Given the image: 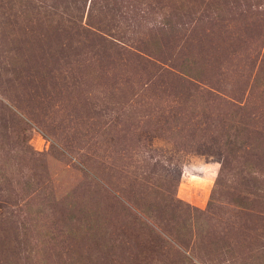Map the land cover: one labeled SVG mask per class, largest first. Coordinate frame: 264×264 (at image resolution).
Instances as JSON below:
<instances>
[{"label":"rangeland","instance_id":"374dc122","mask_svg":"<svg viewBox=\"0 0 264 264\" xmlns=\"http://www.w3.org/2000/svg\"><path fill=\"white\" fill-rule=\"evenodd\" d=\"M0 264H264V0H0Z\"/></svg>","mask_w":264,"mask_h":264},{"label":"trees","instance_id":"16d2710c","mask_svg":"<svg viewBox=\"0 0 264 264\" xmlns=\"http://www.w3.org/2000/svg\"><path fill=\"white\" fill-rule=\"evenodd\" d=\"M233 136H236V135H233Z\"/></svg>","mask_w":264,"mask_h":264}]
</instances>
